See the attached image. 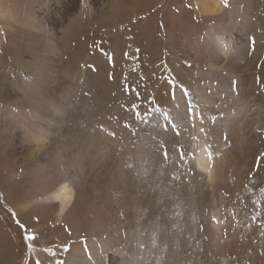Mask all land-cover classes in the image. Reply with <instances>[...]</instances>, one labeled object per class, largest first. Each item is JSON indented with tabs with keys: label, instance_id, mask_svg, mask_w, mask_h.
<instances>
[{
	"label": "rangeland",
	"instance_id": "rangeland-1",
	"mask_svg": "<svg viewBox=\"0 0 264 264\" xmlns=\"http://www.w3.org/2000/svg\"><path fill=\"white\" fill-rule=\"evenodd\" d=\"M118 1L0 0V264H264V0Z\"/></svg>",
	"mask_w": 264,
	"mask_h": 264
},
{
	"label": "bare ground",
	"instance_id": "bare-ground-1",
	"mask_svg": "<svg viewBox=\"0 0 264 264\" xmlns=\"http://www.w3.org/2000/svg\"><path fill=\"white\" fill-rule=\"evenodd\" d=\"M152 1H154V0H149V2H152ZM218 0H212V1H208V0H198V4H199V11H200V13L201 14H211V13H216L218 10H219V4H218V2H217ZM119 2V5L121 6V7H124V0H119L118 1ZM222 3V2H221ZM132 6V5H131ZM137 6V5H136ZM114 7V6H113ZM130 7V6H129ZM110 8H112V7H110ZM117 8V7H116ZM114 10H115V8H114ZM119 10L120 9H118V12H119ZM112 11H113V9H112ZM111 11V12H112ZM221 11V10H220ZM111 12H108L107 14H105V17H108V18H106L107 20H110L111 18H114V19H116V20H119V18H121L120 16H121V14H119V15H115V14H113L112 15V13ZM117 12V13H118ZM109 14V15H108ZM182 14V13H181ZM111 15V16H110ZM129 16L130 15H125V17L126 18H129ZM132 16V15H131ZM182 17V16H181ZM180 19H182V18H180ZM121 21V20H120ZM152 21H148V22H144V23H142V25H140V27H137L136 29L137 30H135L136 31V34H137V36H136V39H138V41H140V42H142L143 40H148L149 41V45L151 44V42L153 41V39H152V37H151V35H150V32H151V30L154 28V25H153V23H151ZM186 23H190L189 22V20L187 21V22H185V23H183L184 25L186 24ZM148 38V39H147ZM234 67V66H233ZM233 69H235V68H233ZM251 119V118H250ZM251 123V122H250ZM246 129V128H245ZM202 147L204 146V144H202L201 145ZM206 147H207V145H206ZM203 148H205V147H203ZM114 154V153H113ZM210 157H208V155L206 154V150L205 151H201L200 152V156H199V159H198V161L200 160V164H199V166H198V168L199 167H201L203 170H208V169H210L211 168V165H210V163L212 162L211 161V159H209ZM114 160V159H113ZM109 161V160H108ZM115 162V161H114ZM104 163V162H103ZM106 163V162H105ZM112 163V162H111ZM197 163H199V162H197ZM108 164H110V163H108ZM108 164L107 165H105V169H107V168H109L108 167ZM117 164V163H116ZM112 165H113V163H112ZM120 165V164H119ZM213 165V164H212ZM106 166H107V168H106ZM117 166V165H116ZM119 167V166H118ZM120 168V167H119ZM200 169V168H199ZM116 170V169H115ZM114 169L112 170L113 171V174H114V176H116V177H118V176H120V173L117 175V173H116V171H115ZM106 171V170H105ZM104 171V172H105ZM103 172V173H104ZM126 172V171H125ZM102 173V172H101ZM110 173V172H109ZM112 173V172H111ZM105 174V173H104ZM101 175V174H100ZM107 175V174H106ZM110 176H106L105 178H109ZM112 177V176H111ZM98 178H100V177H98ZM101 178H104L103 176L101 177ZM119 180V179H118ZM98 181H100L99 179H98ZM103 181V180H102ZM112 181H113V183H116L117 184V182H115L113 179H112ZM128 181V180H127ZM105 182V181H104ZM106 182H107V180H106ZM120 182V181H119ZM135 182V181H134ZM113 183H111L110 182V179H109V182L107 183V185L108 184H113ZM125 183V182H124ZM128 184V183H127ZM140 184V183H139ZM198 184V183H197ZM100 185H102V183L100 184ZM104 185V184H103ZM124 185H126V184H124ZM138 185V184H137ZM114 186V185H113ZM108 187H110V186H108ZM126 187V186H125ZM124 187V188H125ZM128 187L129 188H131L129 185H128ZM136 187V186H135ZM197 188H199V187H197ZM103 189H104V187H103ZM110 189V188H109ZM136 189V188H135ZM145 189H147V188H145ZM145 189H143L144 191H145V193H146V190ZM124 190H126V189H124ZM132 190H133V187H132ZM140 190V189H139ZM138 190V191H139ZM149 189H147V191H148ZM200 190V189H199ZM141 191V190H140ZM139 191V192H140ZM202 191V190H201ZM128 192L130 193V189L128 190ZM149 192V191H148ZM198 192V191H197ZM126 193V192H125ZM129 193H127V195L129 194ZM133 193H135V192H133ZM144 193V194H145ZM141 194V193H140ZM139 194V196L141 197V195ZM198 194V193H197ZM202 194V193H201ZM200 194V196H202ZM125 195V194H124ZM129 195H132L131 193L129 194ZM126 196V195H125ZM133 197V196H132ZM135 197V196H134ZM204 197V196H203ZM126 198V197H125ZM149 198V197H148ZM148 198H146L147 199V201L145 200V199H141L140 201L138 200L137 201V203H138V206L140 207V209H141V211H142V213L143 212H145L148 208V210H149V212H148V215H149V213L150 214H154V211H155V207H157V205L156 206H154V205H152V204H150L149 202H148ZM54 199L59 203V205H58V207H57V214H58V216L59 217H61V215H65L66 213H67V211L71 208V206L73 205V202H74V200H75V190H74V188H73V186L71 185V184H69V183H63L61 186H59L58 188H57V190L55 191V193H54ZM131 199V198H130ZM130 199H127V200H130ZM198 199H200L201 200V198H198ZM126 200V199H125ZM133 200V199H132ZM162 201V200H161ZM133 202V201H132ZM132 202H130V201H128V202H126V204H125V211H127V210H129L131 207H133V203ZM151 202H153V201H151ZM157 203V202H156ZM198 203H200V201H198ZM202 203V202H201ZM199 205V204H198ZM123 206L124 205H122V208H123ZM201 207H202V205H201ZM138 209V208H137ZM130 211H133V209L131 210H129L128 212H130ZM127 213V212H126ZM155 215V214H154ZM154 215H152V216H154ZM128 217V216H127ZM131 217V216H130ZM149 217V216H148ZM124 218V217H123ZM161 220V219H160ZM164 221V220H163ZM163 223H165V221L163 222ZM168 227V226H167ZM164 228V227H163ZM258 231L259 230H255V233H254V236H258L257 238H260V237H262V235H264V233L263 232H261V233H258ZM165 233H166V230H165ZM167 235V234H166ZM164 235H162V237H163ZM164 237H166V236H164ZM161 238V237H160ZM166 238H169L168 236L166 237ZM170 238H172L171 236H170ZM161 239H159V241H160ZM164 240V239H163ZM166 241V240H165ZM172 241V240H171ZM74 247H76V246H74ZM167 247V246H166ZM77 249V248H76ZM248 249H250L251 251H252V253H253V255H254V259L255 260H257L258 259V256H260V255H262L264 252L262 251V246L261 245H257V246H254L252 249L250 248V246L248 247ZM79 251V250H78ZM73 254V253H72ZM167 258V257H166Z\"/></svg>",
	"mask_w": 264,
	"mask_h": 264
},
{
	"label": "snow or ice",
	"instance_id": "snow-or-ice-1",
	"mask_svg": "<svg viewBox=\"0 0 264 264\" xmlns=\"http://www.w3.org/2000/svg\"><path fill=\"white\" fill-rule=\"evenodd\" d=\"M253 46H254V41H253ZM171 84H172V88H173V92H172V97H173V99H175V87H176V85H175V81L173 80V81H171ZM181 91L183 92V94H184V96L185 97H188L189 96V93H188V90L186 89V88H181ZM194 109H195V105L192 103V100L189 98L188 99V112H189V114L191 115V116H193L194 118H199V119H203V117H201V116H198V114H196L195 112H194ZM161 109L159 108V107H157L156 109H155V111H160ZM149 111H151V110H149ZM136 115H137V118L139 119L140 118V113H139V111H137L136 112ZM216 118L215 117H213V120H215ZM171 123V122H170ZM173 128H175L176 127V125L175 124H172L171 125ZM126 127H130V125H126ZM165 130H167V126H165ZM226 138V137H225ZM165 156H167V153H165ZM27 239L29 240V241H32V240H35L36 239V237H35V235H29V236H27ZM29 247H31V245H29ZM69 249H68V247L67 246H65V248H64V251L65 252H67ZM85 251H87V242L85 241ZM37 264H39V261H37ZM59 264H63V261H60L59 262Z\"/></svg>",
	"mask_w": 264,
	"mask_h": 264
}]
</instances>
